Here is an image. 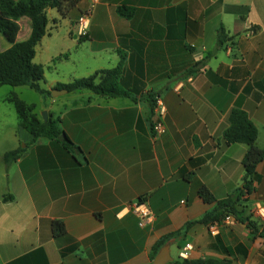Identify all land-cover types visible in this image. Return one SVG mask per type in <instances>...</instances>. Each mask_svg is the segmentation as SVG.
Listing matches in <instances>:
<instances>
[{
  "label": "crops",
  "instance_id": "obj_1",
  "mask_svg": "<svg viewBox=\"0 0 264 264\" xmlns=\"http://www.w3.org/2000/svg\"><path fill=\"white\" fill-rule=\"evenodd\" d=\"M50 9L40 61L37 45L33 58L44 69L40 86L62 89L58 84L120 64L118 84L130 95H42L23 84L0 98V264H152L164 245L171 257L164 264H177L187 243L188 259L264 264V218L254 212L264 208V156L238 206L255 233L229 216L193 223L156 246L214 207L199 196L201 185L216 199L241 187L247 145L223 138L232 109L245 111L256 146L264 148V0H79L63 18L57 11L49 17ZM87 10V34L80 36L77 18ZM18 24L16 40L27 39L29 18ZM220 28L226 39L217 44ZM9 46L0 34V51ZM23 88L38 94L39 111ZM10 93L40 121L42 110L57 119L79 150L63 139H32L17 114L16 134ZM157 96L165 105L160 134L152 129ZM16 148L6 163L4 153ZM8 194L12 199L3 200ZM136 201L149 208L150 223L139 225ZM52 221L64 232L54 234Z\"/></svg>",
  "mask_w": 264,
  "mask_h": 264
},
{
  "label": "trees",
  "instance_id": "obj_2",
  "mask_svg": "<svg viewBox=\"0 0 264 264\" xmlns=\"http://www.w3.org/2000/svg\"><path fill=\"white\" fill-rule=\"evenodd\" d=\"M79 0H0V34L10 43V46L0 51V87L2 85H23L27 84L42 95H50V91L40 86V81L44 78V69L41 64L34 63L35 47L41 38L48 32V17L46 10L55 9L63 18L73 9ZM122 11L121 9H119ZM125 14V12H123ZM128 13H126L127 15ZM129 15V14H128ZM28 17L30 20V33L27 39L16 40L19 30L18 19ZM226 39L224 30L220 28L217 32V44H221ZM120 64L112 69L101 70L87 77L75 78L68 83L58 84L59 87L66 88L68 91H77L89 89L96 94L101 95H125L129 96L128 90L121 88L118 84L120 75ZM97 74H100L99 82L95 81ZM18 118L19 125L26 129L32 136V139L38 136L58 138L62 133L57 119L40 121L32 113V108L15 93H10L6 97ZM229 125L223 132V138L226 144L243 142L247 145L246 152L242 159V165L245 170V179L234 193L216 199L209 190L201 185L198 189L199 196L207 203H213L214 207L206 211L199 219L187 222L177 233H172L161 238L157 243V248L163 245L170 236L175 234H184L188 228L196 222L211 225L220 223L227 216H234L240 221H245L251 232L255 233V224L238 216L239 201L245 195L250 193V179L254 172L255 165L264 156V148H259L255 144L256 127L248 118L245 111L241 109H232L228 116ZM64 135V134H63ZM64 143L73 151L79 150L64 135ZM21 151V148L5 152L3 159L6 163L15 159ZM3 200L12 199V195H3ZM241 206V205H240ZM52 231L54 234L64 232V227L60 221H52ZM154 254L152 255V258ZM177 264H215L214 260L209 259H188L183 258L176 262Z\"/></svg>",
  "mask_w": 264,
  "mask_h": 264
},
{
  "label": "built area",
  "instance_id": "obj_3",
  "mask_svg": "<svg viewBox=\"0 0 264 264\" xmlns=\"http://www.w3.org/2000/svg\"><path fill=\"white\" fill-rule=\"evenodd\" d=\"M89 17H90V10L81 12L79 14L76 22L78 35L85 36L87 34ZM164 112H165V105L162 99L159 96H157L155 98V103H154L155 120L153 121L152 124V129L156 134H160L164 130L162 121L160 120V117L164 114ZM131 208L139 217V225L143 226L152 221L153 216L145 203L140 201L133 202L131 204ZM254 212L257 214V216L264 218V208L262 206H257ZM227 218H229V216L225 217L224 220H226ZM190 250H191V245L189 243L185 244L181 249V253H180L181 257L185 258Z\"/></svg>",
  "mask_w": 264,
  "mask_h": 264
},
{
  "label": "rangeland",
  "instance_id": "obj_4",
  "mask_svg": "<svg viewBox=\"0 0 264 264\" xmlns=\"http://www.w3.org/2000/svg\"><path fill=\"white\" fill-rule=\"evenodd\" d=\"M55 11H56L55 9H50V11L48 12V16L50 17L52 13H55ZM59 29H60V27L53 28L51 30V33L57 32ZM39 53H40L39 44H37V56L35 58V61H37V62L40 61V59H39L40 58L39 57L40 54ZM45 72H46L47 77H50V75H53V73H54L53 70L50 69V71H49L47 68L45 69ZM40 84H42V81H40ZM11 87L12 86H10V85H3V86H1L0 87V98L6 96V94L8 93V91L10 89H12ZM23 89L27 90L26 88H23ZM27 91H29V93H25V92L22 93V96H24V100H26L29 103L32 102L33 104H35L36 105L35 106L36 107L35 108V111H39L38 94H36L35 92H33V90H27ZM6 104H8V106L10 107L9 109H11L9 111H12L13 115H15V126H16L15 129H16V134H18L19 133V130L17 129L16 112H15L13 106L10 103H6ZM43 111H45V110L40 111V114L41 115H42V112ZM22 145H24V141H21V146Z\"/></svg>",
  "mask_w": 264,
  "mask_h": 264
},
{
  "label": "water",
  "instance_id": "obj_5",
  "mask_svg": "<svg viewBox=\"0 0 264 264\" xmlns=\"http://www.w3.org/2000/svg\"><path fill=\"white\" fill-rule=\"evenodd\" d=\"M66 91H67L66 88H62V89L55 88V89L50 90V93L52 95H57V94H60L62 92H66ZM42 118H43V120L47 119L46 111L42 112ZM63 137H64V135H63V133H61L58 136V139L62 140ZM168 260H171V257L168 253V245H164L163 247L160 248L159 252L153 258L152 264H164Z\"/></svg>",
  "mask_w": 264,
  "mask_h": 264
}]
</instances>
